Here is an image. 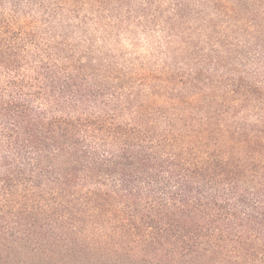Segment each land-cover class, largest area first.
<instances>
[{"label": "trees", "instance_id": "1", "mask_svg": "<svg viewBox=\"0 0 264 264\" xmlns=\"http://www.w3.org/2000/svg\"><path fill=\"white\" fill-rule=\"evenodd\" d=\"M195 7L137 72L63 1L0 0V264H264V0Z\"/></svg>", "mask_w": 264, "mask_h": 264}, {"label": "rangeland", "instance_id": "2", "mask_svg": "<svg viewBox=\"0 0 264 264\" xmlns=\"http://www.w3.org/2000/svg\"><path fill=\"white\" fill-rule=\"evenodd\" d=\"M67 11L79 10L80 17L70 16L69 22L71 25H77L74 30L71 26L67 40L70 44L78 48L80 51L89 50V38L93 35L99 38L96 42L95 50L104 52V57L108 62L118 63L119 68H134L137 72H141L143 68L161 66L164 56L159 57V48H166L167 45L162 41L164 38V28L168 30L171 27L175 28V38L171 44L172 50H179L187 47L184 41V35L180 33L188 26L192 27V36L197 38L200 34V23L188 21L185 25L181 24L176 15V8L179 0H104L107 2L105 11L101 12L98 9L100 6L98 0H81L79 5L75 6L72 0H61ZM185 3L191 4L192 8L199 0H183ZM83 4V5H82ZM80 7V8H78ZM119 8V14L113 9ZM141 9L146 12H136ZM66 11V12H67ZM130 12H134L130 15ZM72 13V12H70ZM113 14V15H112ZM103 15L105 19L99 16ZM107 15V16H106ZM67 16V15H66ZM88 16L97 20V23L91 22L88 26L80 23V18ZM131 16V20L127 22L126 18ZM125 20V23L123 21ZM171 20L169 26L166 21ZM141 21V24H136ZM106 23L110 24V28H106ZM174 23V25H173ZM152 24V31H148L147 25ZM204 33H201V36ZM164 40V39H163ZM166 41V40H164ZM195 39V43H196ZM162 44V45H161ZM102 50V51H100ZM96 53V54H97Z\"/></svg>", "mask_w": 264, "mask_h": 264}]
</instances>
